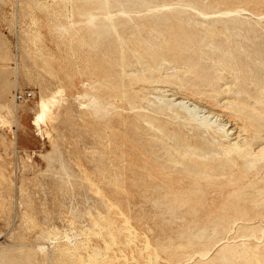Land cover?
I'll use <instances>...</instances> for the list:
<instances>
[{
    "label": "rangeland",
    "instance_id": "rangeland-1",
    "mask_svg": "<svg viewBox=\"0 0 264 264\" xmlns=\"http://www.w3.org/2000/svg\"><path fill=\"white\" fill-rule=\"evenodd\" d=\"M101 1L0 0V264H259L264 189L209 178L174 203L139 116L264 99V0Z\"/></svg>",
    "mask_w": 264,
    "mask_h": 264
},
{
    "label": "bare ground",
    "instance_id": "bare-ground-1",
    "mask_svg": "<svg viewBox=\"0 0 264 264\" xmlns=\"http://www.w3.org/2000/svg\"><path fill=\"white\" fill-rule=\"evenodd\" d=\"M103 2L104 1H101L102 5L105 3V2L104 3ZM101 3L99 5H101ZM104 6H106V5H104ZM104 18H102V22H104L103 21ZM102 22H101V25H102ZM110 22L114 26L113 21H110ZM104 25H105V23H104ZM105 26H107V23ZM100 28H102V27L100 26ZM130 62H132V61H130ZM130 62H129V64H130ZM134 62L136 63V61H134ZM137 63H138V61H137ZM138 66L140 67L141 65H138ZM126 73L128 74V72H126ZM145 73H146V71H145ZM121 74H122V71H121ZM134 77H135V75H134ZM128 83H129V80H128ZM108 87H110V85ZM177 94L178 93L170 94L171 95L170 99L165 100V101L161 102L160 104H157L155 107L153 106L154 109L153 110L151 109L152 110L151 114L139 116V117L147 118L148 120H146V122L149 123V125H148L149 129H145L146 134L149 136V140L144 141V144H145L144 148H145L146 154H147L146 155V161H147L146 163L150 167L149 170L147 168H146V170H148V176L151 178V180L153 182H158V181L163 182L164 185L162 186L161 189L166 193V195H172L174 197L173 202L174 203L181 202V205L184 207L187 206L188 201L187 200L181 201L180 198H182L185 195L198 193L200 190L199 189L200 187L196 188V187H193L192 185H200L201 183L204 182L205 179H209V178H225L226 179L227 177H233V178L237 177L239 181H242V183H243V181L245 182L246 180H251V181L255 182L257 189H259V188L264 189V99L261 98L262 100H258L257 102H255V104L256 103L257 104L255 106H252V108L249 110L248 113L246 111L245 112L246 115H244V116L237 115L236 113L233 112V110L224 111L223 108H222V110L220 109L218 115H216L212 111L207 109L209 107H212L213 105H210L209 103L207 105H205V103L203 104V103H201V101L200 102L196 101V99H194L193 97H188V96H185L183 94H181L180 96H177ZM250 95H252V94H250ZM224 99H225V97H224ZM232 99H234V98H232ZM125 100H126V98H125ZM128 100H127V102H128ZM245 100H246V98H245ZM241 101H242V99H241ZM224 102H226V101H224ZM231 102H233V101L231 100ZM243 103H244V101H243ZM45 104H46L45 100H41L42 112L40 114V121L43 123L46 122V112L43 110ZM238 105H237V108H238ZM221 106H220V108H221ZM235 108H236V105H235ZM214 118H216V119L213 121ZM220 118H225V122L220 121ZM218 120H219V123H217ZM154 121L157 122L158 124H156ZM137 126H139V125H137ZM132 129H134V128H132ZM140 130H143V129H140ZM190 131H192L191 135L189 134ZM137 139H138V137H137ZM256 160H257V162H255ZM131 164H133V163H131ZM135 166H137V165H135ZM156 172H159L161 175H156L155 174ZM164 175H166V176H164ZM134 180H135V178H134ZM220 181H222V180H220ZM175 182H177L179 184L175 186ZM212 182H213V180H212ZM232 182H233V180H232ZM134 183H132V184L134 185ZM221 183H223V182H221ZM234 183L236 184V182H234ZM185 184L188 186H186ZM240 185H241V183H240ZM189 186H192V187H189ZM252 187H254V186H252ZM149 189L147 190V192L154 194L155 191H150ZM244 189H246V188H244ZM136 190H137V188H136ZM259 190H261V189H259ZM241 191H242V188H241ZM245 191H243L244 194L246 193ZM254 191H255V189H254ZM129 192H131V191H129ZM257 195H259V194H257ZM135 196H136V194H135ZM222 204L225 205V203H222ZM195 206H196V204H195ZM222 208H223V206H222ZM159 210H160V208H159ZM184 210H186V209H184ZM194 210H196V209H194ZM207 210H208V207H207ZM198 211H199V209H198ZM235 219H236V217H235ZM241 219H242V217H241ZM245 219H246V216H245ZM259 220H260V218H259ZM234 225H235V223H234ZM231 227H232V225H231ZM261 227H262V225H261ZM260 229L258 230V232L261 231ZM251 231H252V229H251ZM260 233L261 232H259V235H261ZM144 236H146V235H144ZM253 237L254 236H252V239H253ZM240 240H242V239H240ZM247 240H248V238H247ZM253 240H255V238ZM236 241H238V240H236ZM249 242H250V239H249ZM242 245H244V244H242ZM146 246L147 245H145V247ZM247 247H249V246H247ZM146 249H147V247H146ZM230 249H232V247H230ZM250 249L251 248L246 249L244 251L249 252ZM223 252H225V251H223ZM237 255H239V254H237ZM252 255L257 258L259 264H261V262L264 260V257L260 256L259 252L253 251ZM226 259H224V260H226ZM245 263H247V262L245 261Z\"/></svg>",
    "mask_w": 264,
    "mask_h": 264
},
{
    "label": "built area",
    "instance_id": "built-area-1",
    "mask_svg": "<svg viewBox=\"0 0 264 264\" xmlns=\"http://www.w3.org/2000/svg\"><path fill=\"white\" fill-rule=\"evenodd\" d=\"M29 97H32V94L28 93V92L16 94V100H18V101H25V100L29 99Z\"/></svg>",
    "mask_w": 264,
    "mask_h": 264
}]
</instances>
